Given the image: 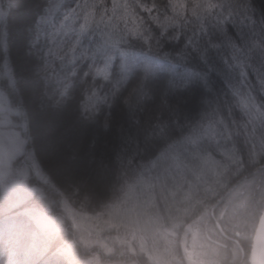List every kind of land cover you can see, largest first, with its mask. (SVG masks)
<instances>
[{
  "label": "trees",
  "instance_id": "obj_1",
  "mask_svg": "<svg viewBox=\"0 0 264 264\" xmlns=\"http://www.w3.org/2000/svg\"><path fill=\"white\" fill-rule=\"evenodd\" d=\"M0 5V91L24 123L13 127L23 146L9 167L27 169L25 183L35 189L9 208L0 178V264H186L181 242V255L176 252L171 217L199 210L216 218L214 230L221 234V222L234 207L243 215L244 234L224 251L194 245L196 261L246 264L240 249L247 254L264 203V84L259 77L246 80L234 89V116L225 111L216 117L217 123L223 120L220 127L205 121L191 133L200 118L177 104L187 94L178 91L187 81L176 73L206 45L211 48L210 37L226 26L234 31V24L247 33L245 59L235 62L236 71L241 64L245 72L259 68L264 32L252 27L250 15L252 8L259 10V0H0ZM190 87H198L195 80ZM246 98L259 112L244 104ZM58 115L66 118L60 129L67 131L59 153L53 141L60 129L38 134L44 118ZM65 157L67 171L59 168ZM208 159L216 168L212 174L201 169ZM150 183L160 190L158 200L163 195L172 208L163 221L170 235L146 239L149 247L167 249L163 263L151 261L133 241L123 243L112 225L134 192ZM27 208L58 219L61 227L38 232L18 214ZM71 214L109 225L99 233L101 243L83 241Z\"/></svg>",
  "mask_w": 264,
  "mask_h": 264
},
{
  "label": "rangeland",
  "instance_id": "obj_2",
  "mask_svg": "<svg viewBox=\"0 0 264 264\" xmlns=\"http://www.w3.org/2000/svg\"><path fill=\"white\" fill-rule=\"evenodd\" d=\"M3 15L4 9L0 5V20ZM6 101V97L0 91V178L2 180L4 195L8 201V206L9 208H12L22 203L33 192H35V189L28 187L25 183L27 169L23 168L12 171L9 167L10 161L21 153L23 146V138L13 127L14 125L22 126L24 123L23 119H21L20 112L11 108ZM244 104L259 112L258 105L253 99L246 98ZM13 115L18 117V122L14 121L12 117ZM65 123L66 118L64 115H58L50 120L44 118L43 123L41 122L38 134L40 137L43 136L46 128L56 131L63 128ZM59 132L60 134L57 139H55V142L53 141V147L55 148L54 151L57 153H59V143L62 141V138L67 136L66 129H60ZM48 144L49 142L45 143V148L49 147L48 149H50V145ZM53 157L57 159L60 155L55 154ZM226 159L228 162L231 160L228 156H226ZM61 161V166H59V168L63 171H67L68 168L65 162L66 157ZM212 163L213 161L208 159V165H204L201 168L202 172H206V174L214 173L216 168L211 165ZM31 168L34 169L35 165H32ZM34 170L36 171V169ZM195 170L196 169H193V171ZM159 193L160 190L157 188L155 189V186L151 183L139 187L134 192L132 199L127 203L125 212L121 214L112 225L116 226V229H120V238L123 243L132 246L133 241L138 250L146 254L151 261L163 263V256L166 255L165 253L167 249L156 248L155 246L149 247L146 243V239L149 235H153L152 237L157 236L158 234H162L163 236L166 234L170 235L167 229H165L166 225L164 222L168 220L169 214L171 215L172 208L169 201L163 197V195L162 197H159L158 200L157 196L160 195ZM18 214H20L21 217L31 220L36 230L40 233H51L61 227V222L58 219L47 217L41 211L32 208L21 210ZM70 216L77 229V234L83 239V241H96L97 243H101L100 239H98L99 233L109 225L101 226L99 223L90 221L82 216H75L73 214ZM181 247L184 251L185 263L197 264V253L195 252L194 245L185 246L183 241H181Z\"/></svg>",
  "mask_w": 264,
  "mask_h": 264
},
{
  "label": "snow or ice",
  "instance_id": "obj_3",
  "mask_svg": "<svg viewBox=\"0 0 264 264\" xmlns=\"http://www.w3.org/2000/svg\"><path fill=\"white\" fill-rule=\"evenodd\" d=\"M250 15L256 21L252 27H259L264 32V0H259V10L252 8ZM233 29L234 31H229L226 26L222 34L210 37L211 48L206 45L202 54L198 52L192 57L194 63L189 61L176 73L180 81H187L182 89H178L179 92L187 94H181L177 98V104L186 110H194L200 118L199 125L193 121L188 129L191 133L199 131L205 121L220 127L223 120L217 123L216 117H222L225 111L229 116H234L231 98L234 89L242 86L246 80L259 77L260 83L264 84V63L259 68H249L247 72L244 71L247 65L241 64V70L236 71L235 62L245 59L246 53L242 49L247 45V33L243 27L235 24ZM172 71L176 72L175 66ZM193 80L198 85L195 90L190 87ZM233 123H236L235 119Z\"/></svg>",
  "mask_w": 264,
  "mask_h": 264
},
{
  "label": "clouds",
  "instance_id": "obj_4",
  "mask_svg": "<svg viewBox=\"0 0 264 264\" xmlns=\"http://www.w3.org/2000/svg\"><path fill=\"white\" fill-rule=\"evenodd\" d=\"M264 215V210L261 212ZM215 217L206 216L199 210L192 212L190 215L173 216L169 221V227L175 233L176 252L181 255L179 247L183 241L185 246H217L224 251V245H229L236 235H243L246 230V224L242 213L237 214L234 207L232 211L221 222L224 231L217 234L214 230ZM228 264V261H225Z\"/></svg>",
  "mask_w": 264,
  "mask_h": 264
},
{
  "label": "water",
  "instance_id": "obj_5",
  "mask_svg": "<svg viewBox=\"0 0 264 264\" xmlns=\"http://www.w3.org/2000/svg\"><path fill=\"white\" fill-rule=\"evenodd\" d=\"M264 210V207L263 209ZM264 248V215L260 214L252 235L248 264H264L262 261V252Z\"/></svg>",
  "mask_w": 264,
  "mask_h": 264
},
{
  "label": "flooded vegetation",
  "instance_id": "obj_6",
  "mask_svg": "<svg viewBox=\"0 0 264 264\" xmlns=\"http://www.w3.org/2000/svg\"><path fill=\"white\" fill-rule=\"evenodd\" d=\"M264 204V203H263ZM262 210V207L260 208V212ZM259 212V214H260ZM259 216V215H258ZM252 233H253V230L251 231L250 233V237H249V243H248V250H247V254H245V252L243 251V249H240L241 250V256L244 257L245 255V261H246V264H248V251H249V246H250V241H251V237H252Z\"/></svg>",
  "mask_w": 264,
  "mask_h": 264
},
{
  "label": "bare ground",
  "instance_id": "obj_7",
  "mask_svg": "<svg viewBox=\"0 0 264 264\" xmlns=\"http://www.w3.org/2000/svg\"><path fill=\"white\" fill-rule=\"evenodd\" d=\"M263 259H264V253H263Z\"/></svg>",
  "mask_w": 264,
  "mask_h": 264
}]
</instances>
